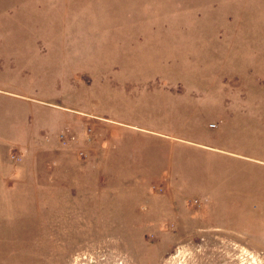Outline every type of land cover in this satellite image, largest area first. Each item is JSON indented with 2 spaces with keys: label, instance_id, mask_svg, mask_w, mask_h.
Wrapping results in <instances>:
<instances>
[{
  "label": "rangeland",
  "instance_id": "rangeland-1",
  "mask_svg": "<svg viewBox=\"0 0 264 264\" xmlns=\"http://www.w3.org/2000/svg\"><path fill=\"white\" fill-rule=\"evenodd\" d=\"M0 264H264V0H0Z\"/></svg>",
  "mask_w": 264,
  "mask_h": 264
}]
</instances>
